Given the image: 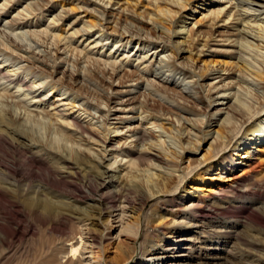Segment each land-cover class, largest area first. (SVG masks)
Returning a JSON list of instances; mask_svg holds the SVG:
<instances>
[{
  "label": "bare ground",
  "instance_id": "obj_1",
  "mask_svg": "<svg viewBox=\"0 0 264 264\" xmlns=\"http://www.w3.org/2000/svg\"><path fill=\"white\" fill-rule=\"evenodd\" d=\"M13 1L3 0L0 11L13 7ZM77 1L98 5L101 10L98 16L94 10L87 12L83 9L88 18L97 21H82L84 31L79 35V30L73 29L68 34L63 23L59 25L66 14L53 18L51 24L42 29L28 31L37 39L36 42L40 39L49 49L47 59L52 61L51 65L17 40L16 34L0 30V198L5 200L12 216L27 212L40 222V247L43 251L33 264H105L100 260L93 261L98 240H117L124 244L132 237L135 244L142 217L149 219L144 224L148 230L158 228L155 231L159 232L160 228H167L166 234H173L172 237L177 233L180 236L184 231L199 234L209 225L207 219L216 214L231 216L232 209L240 204V196L244 198L249 194L247 189H238L241 186L237 184L250 176L238 174L237 168L242 165L247 171H253L257 166L264 168V0ZM108 4L111 7L120 5L122 11L126 9L136 14L135 17L124 13L147 25L152 36L137 35L136 32L143 27L136 31L118 28L109 20L112 9H107ZM64 5L60 2V7ZM200 5L204 7L199 11L200 19L185 31L189 33L188 39L178 40L183 36L181 34H185L186 26L182 30L175 27L184 23L187 15H195ZM51 7L48 4L39 9L31 5L19 6L15 9L17 17L10 21L9 28L13 31L32 26L33 22L37 24L33 26H39V18ZM79 7L72 4L70 9ZM147 7L151 12L137 11ZM197 23H200L199 27L193 29ZM92 28L98 36L95 40H88L87 46L90 47L85 44L80 49L77 46L66 49L71 48L73 38L78 36L81 40ZM99 37L106 41L110 39L117 47L130 45V52L137 48L136 52L143 53L142 62L148 61V65H142L144 72H150V76L156 78L158 86L154 85L155 92H163L162 95L170 99L169 103L146 102L140 104L135 112V107L125 111L129 106L127 102H137L130 98L119 104L124 105L121 113L125 115L120 119L114 116L111 119L116 122L109 123L111 99L120 95L123 87H132L127 85L128 82L134 80L138 83L143 77L139 69L130 73L125 71L120 76L121 67L129 62V55H122L117 60L115 51L105 53L101 50L100 53L95 52L106 57L102 63L100 60L95 62L89 55L83 62L98 65L104 82L118 88H108L107 96L101 98L97 105L102 113L99 116L80 106L77 98L83 88H77L80 85L76 80L81 78L79 69L82 61L78 56L89 49H103L104 44L98 46ZM85 40L87 38L82 39ZM212 46L224 47L222 52L227 54H221L228 59L218 61L220 67H215L216 60H206L213 56V52L219 51L211 49ZM73 50L76 51L75 59L71 61L68 75H56L60 72L55 64L57 54L63 51L62 54L70 52L72 56ZM234 50L238 51L237 59H234ZM251 51H254L253 55L249 53ZM182 52L188 53L187 56L183 57ZM219 53H214V56L219 57ZM198 62L203 66H199V71L196 70ZM37 63L50 68H41ZM89 64L83 70V76H95V69ZM160 73H165V76L157 78L155 75ZM173 76H178V79ZM179 78L181 83L190 79L182 85L186 91L175 86L174 82H179ZM216 78L218 81L214 83ZM117 79L119 83L114 84ZM211 79L213 82L207 84L206 96L203 94L205 81ZM227 79L229 82L225 83ZM232 89L233 93L228 92ZM147 95L150 97V92ZM144 97L147 98L146 95ZM204 99L208 108L217 100L221 101L220 105L228 104L226 111L220 114L223 117L214 121L216 129H201L211 127L216 114L202 116L193 112L191 104L197 107ZM181 114L200 117L193 120ZM243 131L246 132L244 138H240ZM188 136L193 139L185 146L182 140ZM209 139L212 141L202 157L191 158L201 141ZM172 144L174 147L170 146ZM231 147L233 151L228 154ZM88 162H99L101 167L96 166L98 174L88 166ZM111 171L121 176L115 188L107 180ZM213 171H216L215 177L210 175ZM188 180L194 182L190 187L192 192L183 186ZM207 183L211 184L210 189L203 187ZM54 191L67 194L71 201H59ZM202 191L208 193L203 194ZM46 192H50V198L45 196ZM86 200L90 203L84 208L74 203H85ZM262 207L261 204L252 208L259 211ZM88 220L89 227L85 223ZM156 221L160 227L153 225ZM232 225L236 228L240 224ZM57 228H67L63 239L53 238L60 232ZM51 235L52 238L47 237ZM158 236H147L144 247L148 245L150 254L148 258L139 256L137 261L161 264L170 258L164 264H207L201 259L199 262L191 260V247L184 241L192 242V237L165 241ZM157 240L163 241L166 247L159 248L153 243ZM217 242H211L208 248L215 247ZM261 250L264 251V246ZM134 251L135 247L129 254L123 251L124 258L120 264L132 258ZM229 251L226 256L218 257L220 262L211 264H235L227 256ZM253 262L247 264H257Z\"/></svg>",
  "mask_w": 264,
  "mask_h": 264
},
{
  "label": "rangeland",
  "instance_id": "obj_2",
  "mask_svg": "<svg viewBox=\"0 0 264 264\" xmlns=\"http://www.w3.org/2000/svg\"><path fill=\"white\" fill-rule=\"evenodd\" d=\"M3 0L0 1V3ZM72 1V2H71ZM98 2V0H95ZM60 2L65 3V5L63 7H60ZM13 7L9 8V9H3L2 11H0V30L5 31L6 33H10V31L13 34H16L19 38H17V40H19L22 44H25V46L28 47V49L32 50L34 52H36V54L38 53L40 58L43 59V61L48 60L47 57L50 55L49 49H46V46L44 43H42L40 41V39L38 40V42H36V38H34V36H32V34L28 31H33L35 29H42L44 28V26L51 24V20L54 18H57L60 15L66 14L65 17L63 18L62 21H59V25L63 23V28L66 29V31L68 30V34L69 32H71L73 29L74 30H79L80 32L78 33V35L84 31L83 29V22L85 21L86 23L89 22H95L97 21L96 19H94V21L92 20V18H88L87 17V13L86 11L83 12L85 9L87 10V12H89V10H91L93 12V10L95 11L94 13L98 16H100V7L98 5H94V4H90V3H79L77 0H14L12 3ZM44 4H48V5H52L53 7L50 8L49 11H46L44 13L43 17L39 18V26H33V25H37L33 22L32 26L28 25L26 27H19L14 29L13 31L9 28L10 26V21H12V19L14 17H17V11L15 13V9L19 6H22V8H24V5H31L33 8L35 9H39L41 8L42 5ZM74 6H81L79 7L77 10H71L70 6L71 5ZM202 5L198 6V10L195 13V15H187L186 19L184 20V23H179L177 25L176 30H182L185 27V31H188L186 29H190L191 26L193 25L194 21H197L198 19H200L201 17V12L204 7H201ZM204 6V5H203ZM112 9L111 12V17L109 18L110 21H113L112 23L114 25H117L118 28L122 29H128L131 31H136V29L138 30L139 27H143L141 29H139V32L137 31V35L138 33H141L139 35L145 37V36H149L151 37V32H149L150 30H147V25H143L140 21L136 20V18H131L130 16H125L124 13H127L128 15H132L136 17V14H132L131 11H127L126 9H124L122 11V7H120V5H113L112 7L110 6V4H108L107 9ZM202 8V9H201ZM84 9V10H83ZM130 9V7H129ZM150 8L147 7L145 8H139L137 11H143V12H151L149 10ZM65 12V13H64ZM87 14V15H86ZM39 16V15H38ZM144 19V18H143ZM104 24V20L102 21ZM117 23V24H116ZM112 24V25H113ZM200 23L195 24V26L193 27V29H196V27H199ZM158 27H160V24H157ZM182 26V27H180ZM72 27V28H71ZM7 28V29H6ZM143 30V31H142ZM146 31V32H145ZM145 32V33H144ZM49 33V31L47 32V34ZM135 33V32H134ZM143 33V34H142ZM147 33V35H146ZM31 34V35H30ZM67 34V35H68ZM189 33L185 32V34H181L183 36H179L180 38L178 40H182V38L184 40H187ZM49 35V34H48ZM94 35V36H93ZM145 35V36H144ZM96 35L95 34V30H93V28L91 29V32L88 35H85L82 39L87 38V40L82 41V39L80 40L79 38L75 37V39L73 38V40L71 41V48H66V49H72L74 46H77L78 49L82 48L83 46L85 47V44L87 46L88 40H95L96 39ZM154 39V37H153ZM78 40V41H77ZM98 41V46H100L101 44H104L103 49H89L87 53L81 52V55H79L78 57H81V61L82 63L80 64L81 69H79V72L81 74V78L76 80V84H78L77 82H79V87L77 88H83L82 92L79 91V93H81V96H79L77 99H79L77 102L79 103L80 106L87 108V111H90L91 113H93L95 116H99L100 113L98 110V103L101 101V98L106 95V91L109 90L108 88L114 89V88H118V87H112L110 86L107 82H104V79H102L101 77V73L98 72L99 70H101L98 65L96 64H89V63H85L83 62V60L87 59V56L89 55V57L93 58V60H100V62L102 63L106 57L100 56V54H97L95 51H98L100 53V51L102 50V52H110L113 53L115 51V56L117 57V60H119L122 55H129L127 57V59H129V62L124 65V67H121V73L120 76H122L124 74L125 71H127L128 73H130L132 70L134 69H139V73L142 74L143 78H139V82L137 83L136 81H130L127 83V85H132V87H134L135 89H132V87H123L122 88V93L120 95H115L113 99H111V103H110V108H111V115L109 117V123L112 124L115 123L116 121H114L115 119H111L114 116H118L119 119L120 117L124 116L125 114L121 113L124 110V105H119L120 102H124L125 100H129L130 98H133L134 101L137 100V102L132 103L127 102V104L129 106L125 107V111H130L129 109L132 107H135L134 112L136 111V109L138 107H140V104L142 103H154L156 101L163 103V104H168L170 99H167V97L163 96L164 93L163 92H155V88L158 86L156 84L157 80L156 78H154L153 76H150V72H144L145 68H143L145 65H148V61H143L142 58V54L141 52H136L137 48H134L133 51L130 52V49H132V47L129 45L127 47H117V45H115L110 39L109 40H104V37H99L97 39ZM86 42V43H85ZM120 44V43H118ZM87 47H90L87 46ZM215 47V48H214ZM211 48V47H210ZM209 48V50H210ZM86 50L88 48H85ZM211 49H215L216 51L220 52L219 53V57L214 56V53L218 52H213L211 55V57H207V61L212 60L213 61H224L227 60L228 58L224 55L221 54H225L226 53L222 52L224 51V47H216V46H212ZM230 50V49H229ZM63 52V51H61ZM58 53L57 57L55 59V64L58 65V71L59 74H56L58 76H61L62 73L67 74L68 69L72 68L71 67V63L74 61V54L76 53L75 50H73V55L70 56V52H67L66 54H62V53ZM91 52V53H90ZM93 52V53H92ZM235 54H234V59L238 58V51L234 50ZM251 53V55H253L254 51L249 52ZM22 55H26V53H21ZM108 54V53H107ZM168 54V53H166ZM188 53L186 52H182V56L185 57L187 56ZM62 55V56H61ZM103 55V54H101ZM46 56V57H45ZM59 56H61L59 58ZM181 56V57H182ZM236 56V58H235ZM83 57V58H82ZM159 57V56H158ZM232 57V56H231ZM245 58H247L246 56H244ZM46 58V59H45ZM70 61H67L69 60ZM249 59V58H247ZM182 60V58H181ZM232 60V58H231ZM72 61V62H71ZM140 61V62H139ZM92 62V60H91ZM24 63V61H23ZM48 63L51 65L52 61L48 60ZM119 63V62H118ZM141 63V64H139ZM199 64H194V66H196V70L199 71V66H202V62H198ZM220 63V62H218ZM218 63L215 65V67H220L221 63L218 65ZM38 66H40L41 68H45V69H49L50 67H47L37 63ZM94 68L95 69V76H90L87 77L88 74H86L85 76H83V73L87 66ZM190 64V63H189ZM103 64H100V66H102ZM143 65V67H142ZM83 67V68H82ZM142 67V71L140 70ZM76 68V67H75ZM144 69V70H143ZM57 71V72H58ZM61 73V74H60ZM162 75V73H160ZM160 74L155 75L157 78H163L165 76V73L160 76ZM144 75V76H143ZM226 75V74H225ZM214 76V75H213ZM68 77V76H67ZM98 77V78H97ZM175 77V79H178V76H173V78ZM143 79V80H142ZM189 78H187L186 81L184 82H180L181 78H179V82H177L175 80L174 84L175 86L183 89L184 91H186V88L183 87L182 85L188 83ZM99 80H103V81H99ZM190 80V79H189ZM214 83H216L218 81V78L214 79ZM213 82V80H207L205 81L206 84V88L205 91L203 92L204 95L207 94L206 90H207V84ZM229 82V79L224 81ZM119 80H115L114 84H118ZM155 83V84H154ZM233 84V83H231ZM137 85V86H136ZM156 87H155V86ZM132 90L130 92H127L125 90ZM119 91V89H117ZM110 91V90H109ZM158 91V90H157ZM234 89L232 90H228V92L233 93ZM150 92V97H147V93ZM206 93V94H205ZM163 94V95H162ZM144 95H146L147 98L144 97ZM207 96V95H206ZM209 96V95H208ZM155 100V101H154ZM189 101H192L191 99H188ZM168 101V102H167ZM225 102V101H224ZM31 103V102H29ZM189 104H191V102H188ZM207 100L204 99L203 103L199 104L197 107L195 104H191L193 112L198 113V114H202L203 115H210V114H216L215 118H212V126L211 127H207L204 126L201 129L202 130H212L213 128L216 129L217 126L216 122H214L216 119H218L219 117H223V115H220L221 113L226 111V104L220 105L221 101L217 100L214 101L210 107H207ZM133 104V105H132ZM103 107V104H101ZM100 105V106H101ZM222 108V109H221ZM31 109H34V106L31 107ZM123 109V110H122ZM139 109V108H138ZM218 109H220L218 111ZM218 111V112H217ZM129 115H131L132 113H128ZM218 115V116H217ZM180 116L183 117H187V118H191L193 120H195L196 118H199L200 115H187V114H181ZM205 118V117H204ZM170 121V120H169ZM188 121V120H185ZM133 122H136V119L133 120ZM184 122V121H182ZM127 123H129L127 121ZM186 124V123H185ZM112 126V125H111ZM246 132L243 131V135L240 138H244V134ZM191 139L193 138H183V142L185 144V146H187V142H191ZM212 139H209L207 141H201V143L199 144V149L197 150V152L193 153L191 155V158L193 157H198L201 158L202 155L205 153L206 149L208 148L209 144L211 143ZM203 143V144H202ZM170 144V143H169ZM171 147H174L173 144L170 145ZM233 151V147H231L230 149L227 150V153L229 154L230 152ZM55 161V160H54ZM92 161V160H91ZM96 162V161H93ZM93 162H88V166L91 167V169L98 174L97 172V165L101 167L100 164H98L99 162H97V164L93 163ZM187 162V157H185V163ZM104 165V164H103ZM244 165L238 167L237 169V173L238 174H242L244 173L246 176H250V178H248L247 180L241 181L237 184V186H241L238 187V189H247L249 191V194L247 196H244V198H241L240 196V204L238 206H236L234 209H232V214L231 216L228 214H216L213 218H209L206 220V222L209 224L207 226V228H203L201 233L199 234H192L190 232H186L184 231L180 236H178V233L173 236V234H166L167 232V228H160L159 232H156L155 230H157L158 228H146L144 227V224H147L149 219L147 217H142L141 218V224H140V231H139V236L136 239V242L134 244V242H132V237L130 240L126 241V243L122 244L119 243L117 240H111V241H106L104 239H99L97 244V247L94 249L95 250V255H94V260H100L105 264H120V262H122L123 258H124V253L123 251H125L127 254H129L132 250L133 247H135V251L133 253V257L132 258H128L127 261L123 262L122 264H142L140 261H137L139 256H142V258H148V254L149 251L147 249H149L147 246L144 247V243L145 240L147 239L148 235H154L155 234L159 235L158 237L160 239L164 238L165 241H170V240H174L178 237H185V238H190L192 237L193 240L192 242H188V241H184V243H187L188 246L191 247V254H192V259L195 262H199L200 259L202 262H206L207 264H211V263H215V262H220L221 259H219L222 256H226V252L227 250L229 251V254L227 256H229L231 259L234 260L235 264H247L248 262H253L257 264H264V255H262L261 253L264 252L261 250V246H264V168L263 167H255V169L252 171H247L245 170V168H243ZM263 168V169H262ZM243 169V170H242ZM142 173V172H140ZM215 173L214 172H210V175L215 177ZM119 176L120 174L118 172L115 171H111L108 176H107V180L110 181L111 187L115 188V186H117V183L119 182ZM121 177V176H120ZM212 177V178H213ZM211 183V182H210ZM207 183L206 185H204L203 187L205 188H211V184ZM192 184H194V182H190V180H188L187 182H185V184L183 185L184 188H186L187 190L189 189V191L192 192V190L190 189V187L192 186ZM237 189V188H236ZM181 191H183V188L181 189ZM56 195V199H58L61 202H66V201H71V199H68L69 196L65 193H56L57 191H54ZM203 194L208 193L207 191H202ZM46 197L50 198V192H46L45 194ZM52 200H55L54 197L52 198ZM77 206L80 207H85L86 205H88L90 203L89 200H86L85 203L79 201V202H74ZM263 205L262 210H255L253 209V205ZM150 207V206H149ZM148 207V208H149ZM62 210V208H61ZM11 214V212H8V208H7V204L5 203V200L0 198V230L3 231L0 234V264H33L35 262V260H39L40 258V252L43 251L42 248L40 247V242H42V240L40 239L41 234V226H40V222L35 219L33 216H31L30 214H26L27 212H25L24 214H21L19 216H12V220L10 219L9 214ZM234 217V218H233ZM216 218V219H215ZM219 218V219H218ZM233 218V219H232ZM228 221V222H227ZM243 221V222H242ZM211 222V223H210ZM230 222V223H229ZM86 226L89 227V223L90 220L85 221ZM233 223L236 224H240L238 227L234 228L233 227ZM153 225H157V227H160L161 225H158V221L154 222ZM243 225V226H242ZM148 226V225H147ZM49 229H56V228H49ZM91 230L96 231L97 229L100 230L99 228H90ZM58 232L57 234L54 235L53 238L56 239H63L66 235V233L68 232L67 228H57ZM180 231V230H178ZM235 231V232H234ZM148 232V233H147ZM181 232V231H180ZM230 232V233H229ZM3 233V234H2ZM64 233V234H61ZM236 235V236H235ZM233 236H235L236 238H234ZM48 238H52L50 236H47ZM231 238V239H230ZM101 240V243L99 244ZM199 240V242H195ZM214 241H218L217 245H214L215 247H212L211 249H209L208 247H210L212 244L211 242ZM153 243H156V245L161 248V247H166V245H164L165 243L161 240H157V241H153ZM159 244H162L161 246H159ZM192 244V245H191ZM217 246V247H216ZM143 247L145 248V251L143 252ZM215 248V249H213ZM245 249V250H244ZM42 253V252H41ZM261 254V255H260ZM258 255V256H257ZM262 256V257H260ZM217 257V258H215ZM219 257V258H218ZM170 258L165 259L163 261V263H167L169 262ZM255 259V260H254ZM253 260V261H252ZM260 260V261H259ZM262 262V263H261ZM225 263V262H224ZM65 264V263H64Z\"/></svg>",
  "mask_w": 264,
  "mask_h": 264
}]
</instances>
